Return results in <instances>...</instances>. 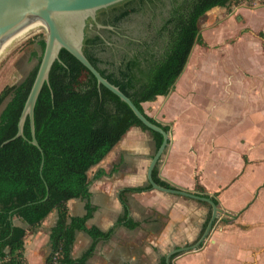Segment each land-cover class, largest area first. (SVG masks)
I'll return each mask as SVG.
<instances>
[{"label": "crops", "instance_id": "0c3cea01", "mask_svg": "<svg viewBox=\"0 0 264 264\" xmlns=\"http://www.w3.org/2000/svg\"><path fill=\"white\" fill-rule=\"evenodd\" d=\"M207 14L212 20L229 16L222 30L201 27L204 40L218 47L195 44L172 91L142 105L149 116L170 126L168 146L157 165L159 177L197 194L199 184L216 195L224 212L237 217L222 213L203 244L179 252L171 262L264 264V0H240ZM244 28L248 30L238 41L224 43ZM156 149L152 133L133 126L89 171L92 210L87 225L113 231L96 242L85 264H167L172 249L194 244L204 232L209 206L152 187L126 194L137 226L118 224L124 212L121 190L150 185L147 170ZM99 170L101 176L93 178ZM87 201L70 199V214L84 216ZM57 218L52 211L28 230V264L46 263ZM15 223L28 228L21 218ZM93 243L87 232L78 230L72 257L80 259Z\"/></svg>", "mask_w": 264, "mask_h": 264}, {"label": "trees", "instance_id": "16d2710c", "mask_svg": "<svg viewBox=\"0 0 264 264\" xmlns=\"http://www.w3.org/2000/svg\"><path fill=\"white\" fill-rule=\"evenodd\" d=\"M154 1V0H150ZM172 13L163 32L171 25L168 42L161 53L154 52L150 42L127 41L128 49L112 51L98 33L89 27L83 52L98 71L118 86L135 105L154 123L167 132L170 126L149 116L142 103L152 101L159 95H168L184 71L195 44H205L201 22L216 7H229L240 0H173ZM147 0H125L97 12L101 24L116 25L131 12L140 11ZM112 11L110 21L101 19L106 10ZM45 36H37L38 49L32 52L37 63L19 83L7 85L0 92V264H28L24 256L28 230H34L52 212L58 218L51 228L49 242L51 251L45 264H85L92 255L99 239H108L113 228L102 231L88 226L91 214L89 171L104 159L133 126L149 130L135 115L129 105L102 85L73 54L61 49L59 59L53 64L49 80L45 82L35 105L36 137L42 147L31 143L29 119L24 127L26 138H12L18 128V120L34 82L45 48ZM5 105V106H4ZM154 136L156 148L162 142L159 132L149 130ZM44 161L42 171L40 169ZM99 170L93 176H101ZM154 180L165 187L175 186L162 180L158 167L153 171ZM151 185L127 187L121 190L120 199L124 212L118 224L137 226L129 215L126 194L141 192ZM199 195L213 199L197 184ZM73 198L87 199L86 214L72 216L68 201ZM210 207V204L203 202ZM21 218L28 228L15 223ZM83 230L93 239V245L78 260L72 255L76 232ZM178 255L175 253L171 256ZM162 264H165L163 261Z\"/></svg>", "mask_w": 264, "mask_h": 264}, {"label": "water", "instance_id": "95a60500", "mask_svg": "<svg viewBox=\"0 0 264 264\" xmlns=\"http://www.w3.org/2000/svg\"><path fill=\"white\" fill-rule=\"evenodd\" d=\"M123 1L125 0H0V48L24 33L31 24L36 21L42 22L47 30L45 48L36 77L19 117L17 132L4 143L18 137L26 138L24 127L27 119H29L31 129L30 141L37 146L43 154L42 147L36 137L34 117L35 105L45 82L49 80L53 64L60 58L61 49L64 48L68 50L94 74L99 88L102 85L107 87L129 105L135 115L149 130L159 132L162 135V142L152 156L147 170V179L151 187L162 192L182 195L201 202H207L212 208L210 219L198 241L188 246L174 248L167 254V264H173L170 260L171 255L194 250L203 244L212 230L214 223L222 213H225L231 218H236L237 214L224 212V210L209 197L201 196L190 190L165 187L154 180L153 171L168 146L170 138L169 132L162 126L152 122L146 114L135 105L132 99L118 86L106 79L84 54L83 45L88 21L92 20L96 22L98 27H103V25L97 21V12L112 5L122 3ZM43 164L44 161L42 160L40 166L41 171Z\"/></svg>", "mask_w": 264, "mask_h": 264}, {"label": "flooded vegetation", "instance_id": "af4514ba", "mask_svg": "<svg viewBox=\"0 0 264 264\" xmlns=\"http://www.w3.org/2000/svg\"><path fill=\"white\" fill-rule=\"evenodd\" d=\"M174 4L173 0H147L140 11L129 14L136 17L130 27L123 26L126 18H122L116 25L102 24L103 27H98L96 22L89 20L88 27L90 32L101 35L115 53L127 50L128 40L138 43L150 42L154 52L161 53L164 45L168 42L171 25L165 32H163V27L172 13ZM111 16L112 11L108 9L100 15V18L110 21Z\"/></svg>", "mask_w": 264, "mask_h": 264}, {"label": "rangeland", "instance_id": "374dc122", "mask_svg": "<svg viewBox=\"0 0 264 264\" xmlns=\"http://www.w3.org/2000/svg\"><path fill=\"white\" fill-rule=\"evenodd\" d=\"M228 17V14H226L221 17V19L217 17L215 20H212L207 14L201 22V27L202 29H207V31L210 32L222 30V25ZM125 18L126 21L123 23L124 27H127V25L130 27L132 21L136 19L134 15H128ZM228 29L229 28H224V33H227ZM247 30L248 28H244L241 30L240 35L226 37L224 43H235L240 37H242L241 35L246 33ZM46 32L47 30L45 25L43 23L39 24L34 29L24 33L22 36L11 40V42H9V44L0 51V92L7 85L16 84L22 81L33 69L37 63V58L32 56V52L39 48L35 39L40 35L46 37ZM205 42L206 44L204 47H218L217 44L210 45L207 41ZM117 44H120V42H117ZM112 53L114 52L110 51L104 55L110 56Z\"/></svg>", "mask_w": 264, "mask_h": 264}, {"label": "bare ground", "instance_id": "6f19581e", "mask_svg": "<svg viewBox=\"0 0 264 264\" xmlns=\"http://www.w3.org/2000/svg\"><path fill=\"white\" fill-rule=\"evenodd\" d=\"M39 24H42V22H34V23H32L31 24V26L24 32V33H27L29 30H31V29H34L37 25H39ZM24 33H22L21 35H19L18 37H20V36H22ZM18 37H16V38H18ZM22 38H24V37H22ZM11 42V41H10ZM9 44V42L7 43V44H5L3 47H1L0 48V51L2 50V49H4L7 45ZM2 60V59H1Z\"/></svg>", "mask_w": 264, "mask_h": 264}]
</instances>
